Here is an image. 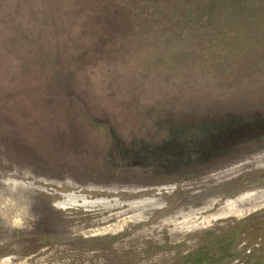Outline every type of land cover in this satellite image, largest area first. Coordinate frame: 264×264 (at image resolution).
Here are the masks:
<instances>
[{
	"label": "rangeland",
	"instance_id": "374dc122",
	"mask_svg": "<svg viewBox=\"0 0 264 264\" xmlns=\"http://www.w3.org/2000/svg\"><path fill=\"white\" fill-rule=\"evenodd\" d=\"M227 1L0 0V264H264V0Z\"/></svg>",
	"mask_w": 264,
	"mask_h": 264
},
{
	"label": "trees",
	"instance_id": "16d2710c",
	"mask_svg": "<svg viewBox=\"0 0 264 264\" xmlns=\"http://www.w3.org/2000/svg\"><path fill=\"white\" fill-rule=\"evenodd\" d=\"M111 1H114V0H111ZM249 2H250L249 0H228L227 3L223 2L224 4H222V5H226V6L228 5L229 6L228 10L233 11L235 14L238 15L237 16L238 21H242V18H241L242 12L249 11L248 14L252 13V11H251L252 8L249 5H247ZM214 3H216V2H214ZM115 13H117V12H115ZM198 13H201V12H198ZM119 14H121V12H118L116 15L113 16L114 17V21L112 20L113 24H115L118 21ZM252 15H253V13H252ZM249 17H251V15ZM245 19H246V17H245ZM108 20L110 21L108 24L112 23L110 18Z\"/></svg>",
	"mask_w": 264,
	"mask_h": 264
}]
</instances>
